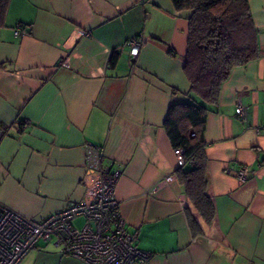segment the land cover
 Masks as SVG:
<instances>
[{
    "label": "crops",
    "instance_id": "obj_1",
    "mask_svg": "<svg viewBox=\"0 0 264 264\" xmlns=\"http://www.w3.org/2000/svg\"><path fill=\"white\" fill-rule=\"evenodd\" d=\"M248 4L260 55L231 71L203 133L215 209L207 235L189 229L163 127L169 105L191 95L183 71L190 11L171 0L7 1L0 203L42 218L81 201L93 177L87 151L96 145L102 165L120 170L115 196L134 244L151 253L143 264H264V0ZM135 37L142 45L133 57L127 42ZM19 264L85 263L40 241Z\"/></svg>",
    "mask_w": 264,
    "mask_h": 264
},
{
    "label": "trees",
    "instance_id": "obj_2",
    "mask_svg": "<svg viewBox=\"0 0 264 264\" xmlns=\"http://www.w3.org/2000/svg\"><path fill=\"white\" fill-rule=\"evenodd\" d=\"M8 0H0V11ZM176 11L189 10L187 51L183 71L190 82L189 101L169 105L163 127L173 148L185 160L176 169L184 188L189 229L207 235L215 214L208 192L204 139L206 117L218 105L223 83L235 67L259 57L257 29L248 0H171ZM173 52L172 49H169ZM118 55L112 51L108 65Z\"/></svg>",
    "mask_w": 264,
    "mask_h": 264
},
{
    "label": "built area",
    "instance_id": "obj_3",
    "mask_svg": "<svg viewBox=\"0 0 264 264\" xmlns=\"http://www.w3.org/2000/svg\"><path fill=\"white\" fill-rule=\"evenodd\" d=\"M127 44L130 56L135 57L142 39L135 37ZM235 112L241 117L245 113L240 105ZM173 152L177 165H184L182 149L176 147ZM101 158L102 148L90 145L87 166L93 177L86 183L81 201L69 203L42 218L22 216L0 203V264H19L40 241L57 246L60 253L85 264H143L149 260L151 253L134 244V236L120 212L115 196L120 170L102 165ZM248 170L241 167L237 178L244 181ZM79 217L85 221L76 227L73 220Z\"/></svg>",
    "mask_w": 264,
    "mask_h": 264
}]
</instances>
